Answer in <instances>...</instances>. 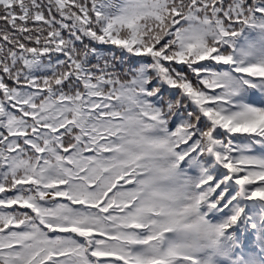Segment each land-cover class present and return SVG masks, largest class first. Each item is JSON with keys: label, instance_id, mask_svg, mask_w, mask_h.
<instances>
[{"label": "snow or ice", "instance_id": "6c2138e0", "mask_svg": "<svg viewBox=\"0 0 264 264\" xmlns=\"http://www.w3.org/2000/svg\"><path fill=\"white\" fill-rule=\"evenodd\" d=\"M0 264H264V0H0Z\"/></svg>", "mask_w": 264, "mask_h": 264}]
</instances>
